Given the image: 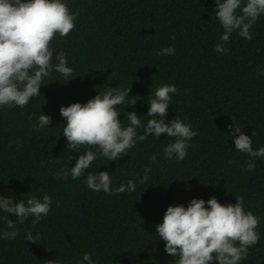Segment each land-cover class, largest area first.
Listing matches in <instances>:
<instances>
[{"label": "trees", "instance_id": "trees-1", "mask_svg": "<svg viewBox=\"0 0 264 264\" xmlns=\"http://www.w3.org/2000/svg\"><path fill=\"white\" fill-rule=\"evenodd\" d=\"M67 4L78 13L75 27L50 43L53 63L62 51L73 79L53 71L28 105L0 108V195L26 201L46 193L53 198L48 216L38 223L32 217L17 223L15 239L0 240V264H78L85 252L96 264H174L155 226L169 205L186 207L192 198L212 196L221 204L244 197L245 209L259 217L260 239L240 264H264V157L256 158L253 171H242L248 157L235 150L228 127L252 136L253 148L264 147V15L250 29L251 40L234 32L224 44L227 51L218 53L214 46L223 29L214 0ZM168 46L175 48L173 55H156ZM162 84L178 89L166 118L179 117L198 133L184 160L164 158L162 149L174 138L162 133L159 139L138 141L117 161L100 158L85 170L109 171L116 187L149 168L147 182L137 183L134 192L109 195L89 189L84 176L56 178L60 167H72L85 151L83 146L67 149L61 106L86 103L109 87H130L137 101L117 106L120 119L135 111L146 123L147 102ZM42 113L52 123L34 130ZM6 219L15 221L0 212V229L6 228ZM28 232L35 242L25 240Z\"/></svg>", "mask_w": 264, "mask_h": 264}, {"label": "clouds", "instance_id": "clouds-1", "mask_svg": "<svg viewBox=\"0 0 264 264\" xmlns=\"http://www.w3.org/2000/svg\"><path fill=\"white\" fill-rule=\"evenodd\" d=\"M214 2L215 17L223 29L219 36L221 42L214 46L215 51L225 53L224 44L234 32L251 40L250 29L258 17L264 15V0ZM77 15L69 10L67 0H0V108L28 105L33 97L40 95V86L53 71L60 73L66 81L73 79V68L62 51L56 53L53 63L50 42L57 35L69 34L75 27ZM174 53L173 46L156 51L160 56ZM129 93L130 87H109L86 103L74 102L59 108L60 115L65 118L62 135L67 140V149L76 150L83 146L85 151L76 156L72 167H60L55 173L57 179L67 181L84 176L87 187L95 192L109 195L134 192L137 183L147 182L149 168L144 169L143 175L116 187L112 186L109 171L86 173L85 170L92 168V162L100 158L107 162L117 161L128 155L138 141L149 136L159 139L162 133L174 138L163 147L164 158L184 160L191 139L198 133L179 117L166 118L172 97L178 94L176 85L162 84L151 94L146 114L150 119L146 123L135 111L125 112V119H120L118 105L136 104L137 100ZM51 123V116L42 113L33 129L49 128ZM228 127L233 134L235 150L248 157L242 171H253L256 158L264 157V147L253 148L252 136L233 124ZM19 143L20 138H17ZM156 158V155L151 157L152 160ZM52 203L53 198L46 193L42 198L32 195L26 201L0 195V212L15 217V221L5 220L6 228L0 229V240L15 239L17 223L23 224L29 217L33 218L32 223L40 222L49 215ZM258 224L259 217L245 209L243 196H236L234 204H221L212 196L207 201L192 198L186 207L183 204L169 205L162 222L155 226V234L165 242L164 251L173 257L174 264H240L260 239ZM36 239L31 232L25 234L26 241L35 242ZM78 264H96V261L85 252Z\"/></svg>", "mask_w": 264, "mask_h": 264}]
</instances>
